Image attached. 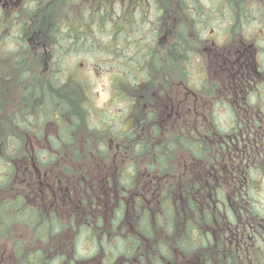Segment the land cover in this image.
<instances>
[{
    "label": "flooded vegetation",
    "instance_id": "obj_1",
    "mask_svg": "<svg viewBox=\"0 0 264 264\" xmlns=\"http://www.w3.org/2000/svg\"><path fill=\"white\" fill-rule=\"evenodd\" d=\"M177 41L184 79L174 84L167 77V45ZM156 58L158 64L163 60L158 69ZM145 59L151 68L137 70ZM98 62L112 77L110 101L125 106L123 112L112 113L110 122L99 117L104 125L97 126L108 131L106 150L114 159L116 178L99 180L111 186L114 201L105 193L104 202L96 204L97 214L106 220L96 229L102 235L113 233L107 211L112 214L121 206L125 214L116 233L123 238L130 234L127 244L133 249L112 264H264V223L252 225L250 214L243 226L210 229L213 242L206 246L212 258H205L202 210L206 171L214 176L213 186L246 187L248 199L253 194L264 212V0H0V150L23 156L16 167L37 174L38 208L55 211L66 222L83 209L89 222L91 195L85 190L83 200L79 189L73 196L70 190L95 181L76 179L84 174L74 166L60 177L65 170L60 161L76 151L65 144L49 145V136L58 138L61 116L55 114L46 124L38 119L33 131L27 125L36 105L43 114L39 96L52 72L63 77L70 91H76L73 85L81 75L78 90L94 118L92 82L83 70L90 64L99 67ZM135 72L137 76L129 77ZM157 129L195 140L196 163L187 159L179 170L162 176L151 171L138 159L137 147L124 139L129 131L136 139L154 137ZM204 140H213L215 158L209 169L202 157ZM44 150L58 156L50 164L55 169L51 178L48 166L28 162V155ZM179 200L186 207L178 224L161 209V201ZM192 201L196 212L186 209ZM90 240L80 239L79 247L89 248ZM179 240L181 249L176 247Z\"/></svg>",
    "mask_w": 264,
    "mask_h": 264
},
{
    "label": "trees",
    "instance_id": "obj_2",
    "mask_svg": "<svg viewBox=\"0 0 264 264\" xmlns=\"http://www.w3.org/2000/svg\"><path fill=\"white\" fill-rule=\"evenodd\" d=\"M177 43L178 41L171 44L169 48L167 45V67L169 63L179 62L184 58L182 49ZM149 59L140 60L139 68L136 67L137 70L143 71L147 66L151 68ZM124 61L126 63H134V60L128 58H125ZM155 61V68H160L163 60H159V64L157 63L158 58ZM59 75H56V78L52 72L50 80L45 82L42 96H39L43 104V114L36 105L35 111L32 113V120H28L27 128L29 131H33L35 129L33 125L37 123L38 119H42L43 123L46 124L48 121L55 120V114L61 116L63 122L61 120L59 124L58 138L53 135L48 137L49 145L52 148H60L62 144L72 146L77 143V136L81 130L84 127L87 128L86 140L93 144L95 149L93 153L87 154L91 156H89L88 159L90 160L85 164L86 166L77 171H81L84 176H75V178L94 180L95 183H92L91 186H73L70 194L73 196L74 189H79L83 200L86 197L85 190L91 195L90 199L93 202V206L91 207L89 222L87 223L84 217V209L81 211L82 215L77 211L75 219L73 218L74 220L72 219L71 222H66L69 219L57 215L55 211L47 213L45 210H40L34 199L37 192L40 193L39 190L37 191L38 183H33L34 179L38 180L37 174L33 170L31 174L30 170L16 167V163H21L20 160L23 156L6 154L0 150V238L12 239L14 249L12 261L14 264H82L88 261L89 264H95L99 260L103 264H112L119 255L132 254L133 249L127 244L131 239L130 234L127 235V238H123L121 234L116 233L117 227L123 221V215L125 214V210L121 206L118 208L115 206L112 214L111 210L107 211L110 217L107 218V224L112 226L113 233H103L102 235L96 229V227H103L106 223L104 215L97 214L96 204L104 202L102 200L106 199L105 193L110 198L112 197L114 201V193H111V186H105L99 182L100 179L109 178L112 181V179L116 178L115 165L112 164H115L114 159L106 150L109 143L108 131L91 126V117L93 119V114L90 111L91 107H87L85 95L79 91L80 89L78 90L79 86L83 84L80 77L73 85L76 91H70L64 88L63 77H59ZM117 76L121 77V75ZM131 76L135 77L137 73L135 72L129 77ZM129 81L130 78H128L127 82ZM30 94L31 91H28V99H30ZM111 117L113 116L111 115ZM110 126L109 129H111ZM113 129L115 132L118 130L116 128ZM36 134L38 137L42 135L41 131L36 132ZM126 136L128 137L124 139L126 143L132 147L134 145L137 147L136 155H138V159L141 162L146 159L148 161L147 164L150 165L148 168L154 173L157 172L160 176L167 174L169 171L179 170V165L187 162V159L188 162L196 163L195 140L186 138L179 132L171 131L163 134L162 131L157 129L154 137L143 140L136 139L131 131ZM2 141L3 138H1L0 143ZM44 141L46 142L45 139ZM212 141L204 140L203 144L202 157L204 166L208 169L214 163L215 158V154L211 149L213 146ZM79 155L82 154L76 149L73 156L79 157ZM57 157L48 150H44L42 153L28 155V162L32 163L35 161L42 167L48 166L49 171L47 172L51 178L55 175V169L52 170V165L50 164L55 163ZM129 157L136 156L135 154H130ZM60 163L61 167L65 169L60 173V177H65L62 173L69 174L72 171V166H69L71 164H74L77 170V165L74 161H68L65 158ZM109 165H112L110 169L108 168ZM107 173L109 174L106 176ZM205 173L202 203L203 241L206 247L204 257L212 258L211 250H208L210 247L206 246L213 242L210 229L228 227L230 225L243 226L249 214L254 220L252 225H258L256 222L264 223V212L261 209V204L254 199L253 194L248 199L246 187L213 186L214 176L211 173L207 172L206 175ZM63 189L66 188L63 187ZM63 194L69 195L68 192H63ZM185 207L186 203L180 200L170 203L161 201V209L168 215L170 214V217L178 224L180 222L178 214L182 213ZM186 209L187 211L192 209L196 212V203L194 201L187 203ZM156 214L158 215L159 213L156 212ZM144 220L146 222L145 218ZM69 227L72 228L70 231L68 230ZM141 227L147 232L145 223H141ZM18 228H24V233L16 232ZM52 235H54L56 243L51 242ZM72 237H75L73 244L70 241ZM86 237L91 239L90 247L88 248L86 245L80 248L78 241ZM176 247L181 249L180 240Z\"/></svg>",
    "mask_w": 264,
    "mask_h": 264
},
{
    "label": "rangeland",
    "instance_id": "obj_3",
    "mask_svg": "<svg viewBox=\"0 0 264 264\" xmlns=\"http://www.w3.org/2000/svg\"><path fill=\"white\" fill-rule=\"evenodd\" d=\"M168 17H167V23H168ZM169 40V39H168ZM94 60V59H91ZM76 61H83L82 59H77ZM74 61L70 62L71 64ZM183 61L179 62H173L169 63L167 67V77L169 78L170 82L174 84L180 83L184 79L183 74ZM70 65V64H69ZM94 64H90V68L88 66L83 70V73L87 74L92 82V88L90 90L91 92V98H92V105L94 106L93 111H95V117L92 119L91 124L94 127H97L98 124H102L103 122H99V117L102 119L108 120L110 122L113 117H111L112 113L115 111L117 112H123V103L119 102H111V96H114V92L111 90V74H109L105 68L104 65L98 62V66L96 68H93ZM79 77L81 75H78ZM163 78V75L161 76ZM129 94V92L125 91ZM125 102H128V100H124ZM107 123V122H106ZM116 124V122H115ZM104 125V124H102ZM87 128H83L81 130L80 134L77 136V143L73 144L71 146L72 150L78 149L82 155H79V157L71 155H65L66 160L68 161H74L77 165V170L83 168L86 166L85 164L88 163L89 156L87 155L89 153H93V150L95 149V146L93 144H90L86 138H87ZM102 129V128H101ZM167 134V130L165 131ZM108 147V145H107ZM112 156V155H111ZM64 156H61L63 158ZM147 163L148 161H143ZM69 166H74V164H71ZM76 167V166H75ZM264 205V204H263ZM16 232H23L24 230L22 228H18ZM14 254V249L12 245V239L9 238H0V259L2 258L7 262V264H14L12 261V256Z\"/></svg>",
    "mask_w": 264,
    "mask_h": 264
}]
</instances>
